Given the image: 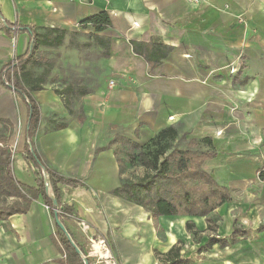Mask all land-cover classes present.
I'll list each match as a JSON object with an SVG mask.
<instances>
[{
  "label": "crops",
  "instance_id": "1",
  "mask_svg": "<svg viewBox=\"0 0 264 264\" xmlns=\"http://www.w3.org/2000/svg\"><path fill=\"white\" fill-rule=\"evenodd\" d=\"M101 11L112 24L98 32L109 40V56L95 90L74 102V113L57 86L32 92L41 108L36 149L48 167L81 180L62 186L61 197L89 229L67 218L68 232L85 250L89 236L104 237L119 264H168L174 246L186 264H264V0H0V71L31 40L27 31L9 35L7 21L68 31ZM83 28L93 31L90 24ZM153 38L171 47L156 67L131 43ZM27 113L23 99L0 82V118L14 124L9 144L17 143L21 157L18 168L12 161L13 173L36 186L24 157ZM54 121L67 127L56 129ZM169 126L196 140L200 151L214 152L203 168L231 192L212 212V228L205 216L155 218L112 193L131 179L107 148L111 138L120 134L144 144ZM235 228L247 235L201 249L209 237L230 238ZM56 230L42 196L27 213L0 220V264H63ZM90 264L102 263L91 258Z\"/></svg>",
  "mask_w": 264,
  "mask_h": 264
},
{
  "label": "trees",
  "instance_id": "2",
  "mask_svg": "<svg viewBox=\"0 0 264 264\" xmlns=\"http://www.w3.org/2000/svg\"><path fill=\"white\" fill-rule=\"evenodd\" d=\"M88 24L94 29L89 35L102 47L103 56H109V40L99 36L98 32L107 29L112 24L110 14L107 11H101L81 21L84 27ZM6 31L9 35L27 31L31 36L27 51L18 55L14 62L9 61L2 66L0 82L4 87L12 90L16 96L22 98L27 106L24 157L34 170L37 185L29 186L15 178L12 169L13 150L9 144L14 124L10 119L0 118L2 123L0 128V220L8 219L14 214L27 213L32 202L42 196L55 221L59 219L66 226L68 217L58 212L57 208L61 207L66 212L72 211V208L62 202V186L76 185L81 183V180L73 176H65L48 167L36 149L34 136L40 125L41 108L32 92L45 87L53 66L52 60L40 52V47L62 45L67 30L59 28L39 30L32 26H19L7 21ZM131 43L135 53L143 55L152 67L161 64L171 49L155 38L149 42L132 40ZM33 67H43V70L36 74ZM94 90L95 87L73 81L66 83L62 89L57 88L56 92L62 96L69 112L74 113L72 108L74 102ZM54 124L56 129L67 127L65 122L54 121ZM139 131L137 128V136H139ZM178 136H180V146L172 148L165 143L166 140L171 141ZM197 144L196 140L187 139L185 134L180 135L174 126L161 129L144 144L136 139L115 134L107 148L114 150L121 172L130 163L144 167L146 173L138 179L122 181L112 190V193L144 206L152 212L155 218L161 215L205 216L209 222V228L216 226L211 214L220 205L231 200V192L203 168L205 160L212 157L214 152L200 151ZM152 146H158V148L152 149ZM260 176L264 179V170L261 171ZM10 198L13 200L8 203ZM193 226V223H187L189 230H193ZM56 228V233L52 238L59 249L66 253L60 261L63 264H85L57 222ZM259 229L264 230V226H260ZM246 235L245 230L235 228L230 238L209 237L201 249H209L216 243L226 246L236 242L240 236ZM77 245L84 254H87L84 247ZM167 256L172 259L168 264H186L188 261L180 258L179 246H174ZM88 258L90 261L91 258Z\"/></svg>",
  "mask_w": 264,
  "mask_h": 264
},
{
  "label": "rangeland",
  "instance_id": "3",
  "mask_svg": "<svg viewBox=\"0 0 264 264\" xmlns=\"http://www.w3.org/2000/svg\"><path fill=\"white\" fill-rule=\"evenodd\" d=\"M82 28L83 26L80 24L76 29L68 30L64 43L58 47H40V52L53 62L49 81L45 86L54 85L58 89H62L66 83L73 81L95 88L100 84L101 76L104 72L105 57L102 54L103 49L89 35L93 31L89 32ZM42 70L43 67H33V71L36 74L41 73ZM52 78L53 80H51ZM22 129L23 125L18 122L17 130L22 131ZM14 133L16 132L14 131ZM165 143L172 148L180 146V136L173 138L171 141L166 140ZM16 144L14 143V145ZM151 148L157 149L158 146H152ZM20 158V153L16 152L13 160L14 167H19ZM145 173L146 169L139 164L129 163L126 165L125 174L127 179H138Z\"/></svg>",
  "mask_w": 264,
  "mask_h": 264
},
{
  "label": "built area",
  "instance_id": "4",
  "mask_svg": "<svg viewBox=\"0 0 264 264\" xmlns=\"http://www.w3.org/2000/svg\"><path fill=\"white\" fill-rule=\"evenodd\" d=\"M193 2L198 0H192ZM110 86L115 85V81L111 80ZM13 150V157L16 152V145L12 147ZM46 185L49 187V183L47 182ZM57 211L64 214L68 218H73L78 221L83 231L87 232L89 229V224H87L84 220H81L79 217L75 216L71 212L63 211L61 207L57 208ZM88 250L86 256L90 258H94L96 261L102 264H119L116 256L114 255L111 246L109 245L108 241L99 235L96 236H89L88 238Z\"/></svg>",
  "mask_w": 264,
  "mask_h": 264
},
{
  "label": "water",
  "instance_id": "5",
  "mask_svg": "<svg viewBox=\"0 0 264 264\" xmlns=\"http://www.w3.org/2000/svg\"><path fill=\"white\" fill-rule=\"evenodd\" d=\"M48 189H49V187H48ZM56 222L60 226V228L67 234L69 240L72 242V244L75 246L77 252L80 254V256L82 257V259L84 260V263L85 264H90V261H89L88 256H86V254H84L83 251L79 248V246L75 243V241L71 237L70 233L68 232L65 224L61 220H59V219H57Z\"/></svg>",
  "mask_w": 264,
  "mask_h": 264
}]
</instances>
